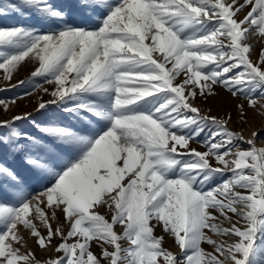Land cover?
<instances>
[{
	"label": "snow or ice",
	"instance_id": "obj_1",
	"mask_svg": "<svg viewBox=\"0 0 264 264\" xmlns=\"http://www.w3.org/2000/svg\"><path fill=\"white\" fill-rule=\"evenodd\" d=\"M12 15L51 30L0 26V92L42 78L52 99L36 112L67 117L8 116L21 97L0 98V264H259L260 131L198 100L219 87L246 101L241 124L246 109L264 116V46L251 43L264 0H0Z\"/></svg>",
	"mask_w": 264,
	"mask_h": 264
},
{
	"label": "rangeland",
	"instance_id": "obj_2",
	"mask_svg": "<svg viewBox=\"0 0 264 264\" xmlns=\"http://www.w3.org/2000/svg\"><path fill=\"white\" fill-rule=\"evenodd\" d=\"M54 3H58L61 5H76L78 3V0H53ZM243 13H241L242 18ZM70 22L74 24V26H85L80 19L78 18H70ZM22 23L26 25H32L37 27L42 32H47L50 29V27L47 24L41 23L40 21L36 20L35 18L32 19H22L19 16L12 15L5 19H0V26H11L13 24ZM89 27H94V24H89ZM253 43L254 48L256 49V52H258L259 48L264 46V41L259 40L258 38H255L251 41ZM256 52L253 53L252 58L257 59ZM35 62L26 63L19 72L14 76V79L12 80V84H16L19 80H24L26 78L30 77V72L34 69ZM35 84H38L39 87L36 88L35 91H33L32 85L25 84L23 86L16 87L9 91H3L0 92V98L2 99H11L16 97H21L18 99L16 105L12 107L11 112L8 113V116L19 114V113H32L33 118L36 119L37 122H40L44 120L47 116H63L67 117L66 113H63L62 109L56 108L54 105L50 106V110L48 113L41 115L40 113L36 112L37 107V98L42 96L43 100L48 101L51 100L52 97L50 94H44L43 88H49L50 90L54 87L53 84H47L44 82L42 78H37V80L34 82ZM25 92H31V95L25 96ZM217 95L211 96L208 98L207 102L198 100V103L200 106L206 111L207 109L211 108V115L216 116H223L227 112H231L233 116V120L230 123L229 127L233 130L240 131L243 130L244 134L247 136L251 131L253 130H259V140L261 142H264V116L253 112L252 109H246L247 110V123L241 124L239 122V113L237 112L236 105L239 103H246L244 98L237 97L233 98L230 93L226 92L224 89L217 87L216 88ZM264 102V101H261ZM0 118H8L5 116H2L0 114ZM71 118L69 117L68 120ZM67 122V121H66ZM22 128H25L29 131L35 132V129L33 128L30 121L25 120L20 125ZM204 137L201 136L199 139H203ZM192 148H197L200 151H205L206 149L202 147L201 145L193 142L191 143ZM9 163H12L11 160H9ZM156 234H160V229L156 230ZM25 236H27V233H25ZM29 245L31 246L32 250L36 253L38 258L44 259L50 254H52V250L49 249L46 252H42L31 240L28 241ZM166 247H171V244L168 243L165 245ZM206 249L211 251L208 245H204ZM173 251H177V249L172 248ZM92 251L94 254H97L99 256L101 249L97 247L95 244L92 246ZM259 264H264V255H262L259 258Z\"/></svg>",
	"mask_w": 264,
	"mask_h": 264
}]
</instances>
